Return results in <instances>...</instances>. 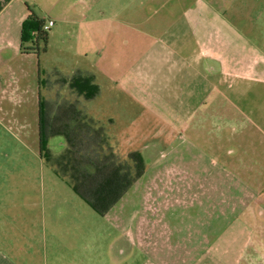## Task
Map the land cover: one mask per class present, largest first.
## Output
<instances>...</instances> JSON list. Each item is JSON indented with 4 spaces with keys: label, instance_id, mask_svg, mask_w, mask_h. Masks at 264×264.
<instances>
[{
    "label": "crops",
    "instance_id": "0c3cea01",
    "mask_svg": "<svg viewBox=\"0 0 264 264\" xmlns=\"http://www.w3.org/2000/svg\"><path fill=\"white\" fill-rule=\"evenodd\" d=\"M239 2L51 0L45 9L34 0H0V55L19 52L21 24L30 8L37 15L39 11L44 23L53 22L48 41L73 28L78 47L88 43L93 50L95 69L111 77L120 105L139 106L135 114L127 112L128 106L122 108V130H142L148 127L145 120L154 119L176 131L177 141L182 137L171 150L174 160L153 172H148L147 154L142 152V158L139 151L128 152L127 163H137L141 173L101 214L115 221L114 239L108 243L113 264H135L138 254L142 258L137 264H215L224 261L231 247L238 248L237 260L244 258L252 245L259 254L254 232L264 225L246 218V201L261 192L262 186L255 185L264 183L263 171L254 150L241 144L247 141L248 125L264 135V19L261 14L246 16ZM37 136L39 142L38 127ZM48 137L43 152L49 150ZM162 151L156 158L165 155ZM218 151L221 159H216ZM132 152L138 158H131ZM55 177L74 191L73 180ZM226 180L244 190L233 202ZM217 183L225 185L221 199H216ZM125 198L126 214L120 219L117 205ZM258 205L256 213L264 220L263 204ZM71 213L34 203V242L24 246L29 256L14 260L0 248V264L102 262L101 239L87 244L86 230ZM40 226L52 240L49 252L45 243L39 249Z\"/></svg>",
    "mask_w": 264,
    "mask_h": 264
},
{
    "label": "rangeland",
    "instance_id": "374dc122",
    "mask_svg": "<svg viewBox=\"0 0 264 264\" xmlns=\"http://www.w3.org/2000/svg\"><path fill=\"white\" fill-rule=\"evenodd\" d=\"M34 1L40 8L47 9L51 5V0ZM232 1L243 2L245 7L241 10H245L246 16L261 14L264 19V0ZM29 5L34 10V5L31 2ZM37 12L38 15H44L39 11ZM151 14L154 15V13ZM262 22L264 23V20ZM72 30L73 28H69L68 31H65L64 28L62 35L57 34L54 38L50 37L45 49L39 42L38 49L28 53H23L21 50L18 53L7 50L0 55V248L14 260L21 255L29 256L30 250L27 248L30 247V243L34 242V203L37 202L39 208L42 206L45 210L61 208L73 210L71 218L77 219L79 226L86 230L84 238L87 239V244L91 245L94 241L97 244L100 239L102 241V257H99L102 262L99 264H113L108 243L110 244L111 240L114 239L115 221H110L112 223L110 224L107 217L106 219L94 211L75 191L55 177L61 175L60 172H55L52 161L59 155L65 154L67 144L65 133L51 135L47 127L51 117L49 114L54 106L56 111L57 106H61L63 100L68 101L70 103L69 109L75 110V112L85 111L89 116L104 124L111 135L113 133L118 134L116 140L112 138L111 143L108 141L110 147H105V150H109L107 154H104L105 156H109L113 152L115 157L119 158L118 160L127 162L128 152L139 151L142 158L145 153L147 154V159H145L148 161V172L166 166L168 160H174L176 154L171 150L175 148L182 137H179L177 141L176 131H172L166 126L162 127L154 119L145 120L148 127L142 130H122L121 128H125L122 125L126 123V120H118L120 114L126 115V111L122 108L128 106L127 112L135 114L139 106L137 104L135 106L120 105L123 101L119 94L114 91L111 77L107 73L95 69L93 62L96 56L93 50L88 47L90 46L88 43L84 47H78L74 38L76 36L75 31ZM81 51L83 52L81 53ZM76 72L94 74V78H96L94 81H97L99 91L93 98L84 99L70 89L69 79ZM123 95L120 94L122 97ZM39 100L42 102L44 117L42 125L45 128V136H50L46 143L47 148H49L46 158L43 156V152H41L42 155L40 153L37 136ZM159 131L163 135L168 134L167 136L158 135ZM244 134L249 143L244 140L243 145L240 144L243 148L248 146L254 150L252 156L257 159V166H261L263 171L261 179L264 181V135L258 130L255 132V129L249 125ZM160 151L165 155L156 158ZM132 153L130 156L137 158V155ZM148 153L150 154L148 155ZM221 153L220 151L217 152L216 159H221ZM81 160L84 163L85 159ZM137 169L139 170L138 167ZM226 181L229 185L227 194L230 195L229 190H231V202L236 199L232 197L237 194H244L243 188L238 190L239 186L235 185L233 181ZM259 186H262L263 191L261 190L256 196L257 200L248 199L251 196L247 197L248 216L246 218L251 223H263L264 225V220L262 218L261 220L256 213V209L260 208V205L255 206L257 203H261L264 208V183L255 185V188L257 189ZM187 187L189 188L187 191L190 192V187ZM224 187L223 184H216V199H221ZM126 201L125 198L117 205L119 208L117 215L120 214V219L125 217ZM134 201H137L136 197ZM83 210L86 211L85 214L82 213ZM174 210L178 214L183 213L178 205H174ZM76 212L78 214H75ZM69 217L68 215L67 219ZM21 224L23 225L21 226ZM94 228L97 232L95 234ZM94 235H96L95 238ZM254 235L260 240L259 242L254 240L260 250L258 255L254 254L252 245L247 248L248 254L246 253L244 258L240 257L237 260L235 256L238 248L231 247L224 261L218 263L215 261V264H264V226L258 233L254 232ZM51 242L49 232L46 229L42 231L40 226L39 249L41 250L42 243H45L49 252ZM22 247L24 251H22ZM26 250H29V253H26ZM39 255L40 257L43 256L41 251ZM141 258L138 254L135 258V264ZM239 260L241 262L238 263Z\"/></svg>",
    "mask_w": 264,
    "mask_h": 264
},
{
    "label": "trees",
    "instance_id": "16d2710c",
    "mask_svg": "<svg viewBox=\"0 0 264 264\" xmlns=\"http://www.w3.org/2000/svg\"><path fill=\"white\" fill-rule=\"evenodd\" d=\"M43 25L44 19L30 8L20 28L21 52L28 53L38 49L39 42L45 49L48 30L43 29ZM68 84L73 92L84 99L93 98L99 91L93 75L87 72L84 74L76 72L69 79ZM69 104L68 101L63 100L61 106H57L56 111L53 105L52 116L47 123L51 135L57 133L66 135L65 154L59 155L52 161L53 167L55 172H60L61 176L73 180L74 191L96 212L103 214L120 198L132 180L141 173L142 167L137 163L131 166L124 160L120 161L114 153L105 156L104 154L109 151L105 150V147H110L108 141L111 143L112 140L108 128L85 111L75 112L69 109ZM38 105V135L41 153L43 152L42 143L45 142L46 136L42 125L43 111L40 100ZM43 153L46 158L49 152ZM135 154L138 158V154ZM83 158L84 163L81 160Z\"/></svg>",
    "mask_w": 264,
    "mask_h": 264
},
{
    "label": "built area",
    "instance_id": "2783aa9c",
    "mask_svg": "<svg viewBox=\"0 0 264 264\" xmlns=\"http://www.w3.org/2000/svg\"><path fill=\"white\" fill-rule=\"evenodd\" d=\"M53 22L52 21H48L47 23H44L43 25V29L48 30L50 26H52Z\"/></svg>",
    "mask_w": 264,
    "mask_h": 264
}]
</instances>
